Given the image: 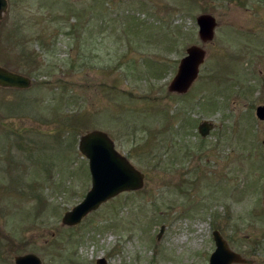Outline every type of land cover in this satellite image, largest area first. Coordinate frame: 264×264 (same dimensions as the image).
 I'll return each instance as SVG.
<instances>
[{"label": "rangeland", "instance_id": "374dc122", "mask_svg": "<svg viewBox=\"0 0 264 264\" xmlns=\"http://www.w3.org/2000/svg\"><path fill=\"white\" fill-rule=\"evenodd\" d=\"M7 2L0 66L31 84L0 86V264H208L214 230L249 260L232 264H264V0ZM201 14L216 21L208 42ZM192 44L199 73L171 92ZM91 130L143 186L65 225L91 185L77 147Z\"/></svg>", "mask_w": 264, "mask_h": 264}, {"label": "water", "instance_id": "95a60500", "mask_svg": "<svg viewBox=\"0 0 264 264\" xmlns=\"http://www.w3.org/2000/svg\"><path fill=\"white\" fill-rule=\"evenodd\" d=\"M6 8V1L0 0L1 12ZM198 35L202 42L212 40L215 18L210 14H201L196 18ZM205 58V51L198 45L186 47L185 55L180 59L177 71L168 84V90L176 93H185L199 73V67ZM30 79L5 70L0 67V85L25 88ZM256 116L264 119V105L256 108ZM211 121L203 120L197 130L201 136H206L212 129ZM264 146V141H263ZM78 150L88 159V168L91 174V187L83 200L73 206L62 216V223L75 225L91 210L101 203L125 191H135L143 186L144 174L136 169L126 156L120 154L114 146L113 140L101 130H91L81 135L78 141ZM264 204V188H263ZM162 230V228H161ZM216 248L209 258V264L248 263L240 254L232 251L217 231L213 232ZM98 264H104V259H98ZM15 264H41L40 258L34 253L16 255Z\"/></svg>", "mask_w": 264, "mask_h": 264}]
</instances>
